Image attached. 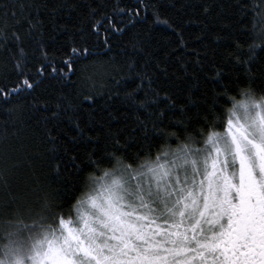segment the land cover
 Listing matches in <instances>:
<instances>
[{
    "label": "snow or ice",
    "instance_id": "obj_1",
    "mask_svg": "<svg viewBox=\"0 0 264 264\" xmlns=\"http://www.w3.org/2000/svg\"><path fill=\"white\" fill-rule=\"evenodd\" d=\"M227 7L223 52L189 47L164 20L178 43L161 60L133 31L150 9L161 23L151 0H0V62L15 78L0 112H40L59 185L0 181V264H264V0ZM65 31L50 48L46 33ZM114 34L122 63L96 69ZM45 84L54 100L36 95Z\"/></svg>",
    "mask_w": 264,
    "mask_h": 264
},
{
    "label": "trees",
    "instance_id": "obj_2",
    "mask_svg": "<svg viewBox=\"0 0 264 264\" xmlns=\"http://www.w3.org/2000/svg\"><path fill=\"white\" fill-rule=\"evenodd\" d=\"M123 2L125 4L135 3V0H123ZM151 2L156 5L161 23H154L155 16L150 9L146 13H142L146 19L140 21L133 31L141 33V36L149 43L155 56L159 59L164 60V54L170 52L171 48L178 43L176 33L168 24L163 23L164 20H167L177 31L183 30V35L189 47L207 50L209 57L213 50H216L217 53L225 50L227 41L225 39L217 40V36L223 37L228 34L227 30L222 28V22H228L229 10L227 5L229 0H151ZM205 8L209 9L207 13L204 12ZM69 23L70 25L75 23V19L73 18ZM52 35L56 36L55 40L50 39ZM70 36L71 33L67 31L48 32L45 39L50 48H56L66 44ZM197 36H200L201 39L197 40ZM126 43L127 38L114 34L112 48L109 50L104 47H96L93 50V57L88 63L95 65L96 69H102L103 62L110 59H114L118 64L122 63L124 57L120 49ZM185 55L186 57H192V54L186 50ZM166 63L171 64L170 72L173 69L177 70L178 74L182 72L179 65L171 57ZM208 64H211L210 59ZM205 70L211 72L210 67ZM70 75L73 81L79 83L80 72ZM6 76H8V73L5 72L2 62H0V85L11 84L15 79L11 76L5 79ZM74 86L67 85L63 90L68 92ZM58 91V85L53 87L51 84H45L37 90L36 95L40 97L41 101L54 100ZM97 100V113L106 116L107 109L102 112L101 108L107 101V95H100ZM108 104L112 110L120 108L116 98L108 101ZM117 114L119 113L117 112ZM5 120L8 121L7 124L4 123ZM38 120L39 123H37ZM118 123V121H113L114 126ZM45 140L44 121L40 119V112L33 111L30 104L19 118L15 115L9 117L6 113L0 112V181L8 180L12 187L19 190L23 182L29 181L30 178H37L40 181L51 183L53 188H58L59 185L51 179V173L45 163L46 150L50 147V145L45 144ZM15 159L24 161L22 167L6 174V169L10 167Z\"/></svg>",
    "mask_w": 264,
    "mask_h": 264
}]
</instances>
